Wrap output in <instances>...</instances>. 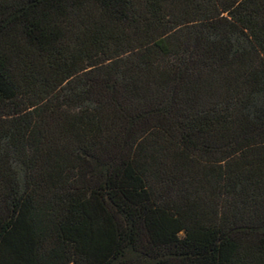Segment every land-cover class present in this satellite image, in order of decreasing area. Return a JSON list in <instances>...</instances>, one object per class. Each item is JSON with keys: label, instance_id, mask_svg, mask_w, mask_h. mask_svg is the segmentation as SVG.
I'll return each instance as SVG.
<instances>
[{"label": "trees", "instance_id": "trees-1", "mask_svg": "<svg viewBox=\"0 0 264 264\" xmlns=\"http://www.w3.org/2000/svg\"><path fill=\"white\" fill-rule=\"evenodd\" d=\"M0 264H264V0H0Z\"/></svg>", "mask_w": 264, "mask_h": 264}]
</instances>
